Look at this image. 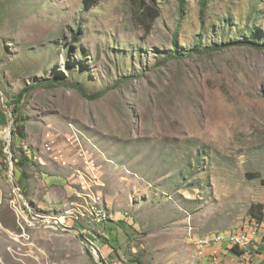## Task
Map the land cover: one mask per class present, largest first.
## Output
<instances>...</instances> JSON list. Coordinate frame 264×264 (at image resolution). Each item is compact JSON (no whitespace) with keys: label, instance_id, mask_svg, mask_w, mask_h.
Returning a JSON list of instances; mask_svg holds the SVG:
<instances>
[{"label":"rangeland","instance_id":"1","mask_svg":"<svg viewBox=\"0 0 264 264\" xmlns=\"http://www.w3.org/2000/svg\"><path fill=\"white\" fill-rule=\"evenodd\" d=\"M97 3L0 0V264H253L198 241L264 233V0Z\"/></svg>","mask_w":264,"mask_h":264},{"label":"trees","instance_id":"2","mask_svg":"<svg viewBox=\"0 0 264 264\" xmlns=\"http://www.w3.org/2000/svg\"><path fill=\"white\" fill-rule=\"evenodd\" d=\"M85 1V4L87 7L89 8H92L93 6L97 5L98 3V0H84ZM147 1L149 4L146 3L145 5V8L143 9V12H144V16L150 21V22H154L155 19H157L159 16H160V13L158 11V7H157V1L158 0H145ZM181 3L183 4L185 0H180ZM201 16H203L204 18V15H205V11H206V8H207V5H206V0H201ZM155 6V7H154ZM157 14V15H156ZM254 39H251V40H247V41H242L241 43H239L240 45H247L249 47H254V48H257L259 50H264V45L260 44V43H256V42H253ZM231 45V44H230ZM230 45L227 44V47H229ZM200 46H196L195 48H193L190 53L188 54V56H193L195 54H200L201 51H200ZM219 49L222 48V46L218 47ZM208 50H218L216 47H207L206 50L204 51H208ZM41 84H43L42 82L36 84V85H31V86H28L27 88H25L22 92H20L17 96H15L14 98V109H13V119H14V124H13V136L15 138H19V139H27L28 135H27V132H26V126H27V122H28V119L27 117L21 113V105L25 99V97L30 93L32 92L37 86H40ZM119 84V82H118ZM58 85H61L60 82H56V81H52L50 82V85L49 86H58ZM75 89H77L79 92H81L82 94H86L85 91L81 88V87H78V86H73ZM14 161H15V166H16V169L18 171V168H20L19 166L20 165H26L24 164L23 161H26L28 164L31 162V160L29 159V157H27V153L24 154V156H22V159H18L16 158L15 156L13 157ZM15 176H16V172H15ZM253 219L257 220V221H260L262 222L264 220V218H261V217H258L256 214H253ZM264 234V233H263ZM226 242V241H225ZM260 244H264V238L261 240V243ZM232 248V247H230ZM237 248V246H236ZM232 248V251L234 253H239V248ZM253 249V247H251ZM243 255V254H242Z\"/></svg>","mask_w":264,"mask_h":264},{"label":"bare ground","instance_id":"3","mask_svg":"<svg viewBox=\"0 0 264 264\" xmlns=\"http://www.w3.org/2000/svg\"><path fill=\"white\" fill-rule=\"evenodd\" d=\"M13 132L10 131V129L8 130V136L10 137L11 134ZM96 219L98 220L99 223H97V221H95L97 224H103V222H107L109 217L107 215V212L104 211L103 209H98L95 213ZM244 232L240 234V232L237 233H230L227 236H225V238H223L222 236L218 237L216 239V241L214 242L213 238H202L203 241L200 240L198 241V244L201 247H204V245H206L207 247L212 246L214 244L217 243H224L225 241H229L230 243L228 244L229 246L233 245V243H235V246H241L242 247V242H244L246 237H251L253 235V239L254 237L258 236V232H257V228L256 227H251V229H246L243 230ZM221 235V234H220ZM231 244V245H230ZM250 245V244H243V249H247L246 247ZM205 246V247H206ZM249 247V246H248Z\"/></svg>","mask_w":264,"mask_h":264},{"label":"crops","instance_id":"4","mask_svg":"<svg viewBox=\"0 0 264 264\" xmlns=\"http://www.w3.org/2000/svg\"><path fill=\"white\" fill-rule=\"evenodd\" d=\"M42 178H43V181H44L46 184H48V186H54V185L48 183V182L45 180L44 177H42ZM48 186H47V187H48ZM55 188H57V187H55ZM59 189H60V188H59ZM37 193L39 194L40 192H37ZM38 194H35V196L38 195ZM258 236H259V238H258V240H257L256 243H257V244H260V243H261V240L264 238V234H263V233H260ZM260 245H262V244H260ZM229 251H231V250H230V247H229ZM233 253H234V252H233ZM254 253H255V255H254L253 257H252V255H247V256H245L244 254L242 255V253H241L240 257L243 256V258H245V259H247V260H251L253 264H258V262H259V264H264V259H263V260L261 259V257H264V245L260 246L259 249H257V250L254 251ZM236 254H237V253H236ZM237 255H238V254H237ZM236 257H237V256H236ZM226 258H228V259H233V260H234V258H232V257H226ZM238 264H243V263H238Z\"/></svg>","mask_w":264,"mask_h":264},{"label":"built area","instance_id":"5","mask_svg":"<svg viewBox=\"0 0 264 264\" xmlns=\"http://www.w3.org/2000/svg\"><path fill=\"white\" fill-rule=\"evenodd\" d=\"M243 244H250V247H253V254L254 251L259 249V247L261 246L260 244H257L256 241L253 240V235L251 237H246L244 242H242V249H238L240 253L245 252L243 251ZM233 247H235V243H233Z\"/></svg>","mask_w":264,"mask_h":264}]
</instances>
